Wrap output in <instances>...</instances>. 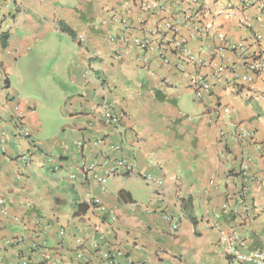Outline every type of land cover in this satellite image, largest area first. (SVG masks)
Listing matches in <instances>:
<instances>
[{
	"label": "crops",
	"instance_id": "0c3cea01",
	"mask_svg": "<svg viewBox=\"0 0 264 264\" xmlns=\"http://www.w3.org/2000/svg\"><path fill=\"white\" fill-rule=\"evenodd\" d=\"M153 1L0 0V264H246L234 236L264 248V73L226 50L264 60V0ZM118 160L134 173L86 174Z\"/></svg>",
	"mask_w": 264,
	"mask_h": 264
},
{
	"label": "built area",
	"instance_id": "2783aa9c",
	"mask_svg": "<svg viewBox=\"0 0 264 264\" xmlns=\"http://www.w3.org/2000/svg\"><path fill=\"white\" fill-rule=\"evenodd\" d=\"M159 1L160 0H154L152 3L144 2V4L142 5V10L145 12H154L159 7ZM256 2L259 3L260 0H241V5L243 7H247ZM260 11L264 14V5L260 6ZM123 26L127 27L128 24L126 22H123ZM132 43L139 49L153 53L163 64L165 65L169 64V61L164 51L161 48L157 47L155 44L151 43V41L133 39ZM226 50L233 53L234 52L238 53L241 58V61L244 63L248 72L253 74L264 73V60L261 59L260 57H256L254 59H247L245 57V48L243 42L229 43L226 46ZM198 63H200V61H198ZM218 70L219 72L222 71L221 68H218ZM190 85L194 97L196 99L201 98L202 90L206 86L205 80L201 78H197L192 80ZM100 109H101V115H100L101 122L104 125L108 126L111 130L114 131L117 130L121 123V116L115 114L112 111L111 107L108 106L107 104L101 105ZM223 112L228 113L229 110L225 108L223 109ZM11 124L15 131V136L28 140L30 144V148L34 150L35 144L33 141L29 139V133L23 120L20 117H12ZM23 161L25 165H29L31 161V156L26 155L23 158ZM119 170H122L124 174H128V175H132L134 173V168L129 162H127L126 160H118V161H112L107 168L104 165H97V164L92 165L91 167L88 168L86 174H88L92 180L96 181L101 185L102 188H104L107 179L117 175ZM92 204H94L99 208L100 207L99 199H93ZM166 218L171 223L172 229L177 230L178 228L177 222L174 219H172L170 216H167ZM237 240H238L237 237L234 236L229 248V252L231 253L235 261L246 264H264V248L253 255H249V256L242 255L236 249V244L238 242Z\"/></svg>",
	"mask_w": 264,
	"mask_h": 264
},
{
	"label": "trees",
	"instance_id": "16d2710c",
	"mask_svg": "<svg viewBox=\"0 0 264 264\" xmlns=\"http://www.w3.org/2000/svg\"><path fill=\"white\" fill-rule=\"evenodd\" d=\"M7 38H8L7 34L0 36V47L2 49H4L6 47Z\"/></svg>",
	"mask_w": 264,
	"mask_h": 264
}]
</instances>
